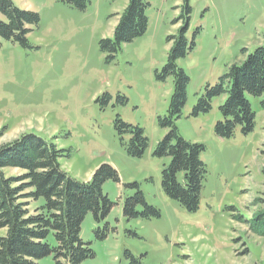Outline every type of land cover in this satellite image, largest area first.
Returning <instances> with one entry per match:
<instances>
[{"label": "rangeland", "instance_id": "obj_1", "mask_svg": "<svg viewBox=\"0 0 264 264\" xmlns=\"http://www.w3.org/2000/svg\"><path fill=\"white\" fill-rule=\"evenodd\" d=\"M12 2L38 14L40 22L28 27V48L0 40V148L34 134L52 140L63 154L61 169L77 181H89L104 164L118 173L119 182L102 184L112 204L108 215L97 221L88 213L81 224L80 238L93 252L84 263L128 264L129 252L140 264H264V225L254 221L264 214V93L246 97L255 114L247 134L236 128L230 138L216 135L226 95L193 114L206 88L264 42V0H144L145 33L112 60L99 43L113 38L128 0H89L85 10L57 0ZM186 2L188 52L177 66L189 82L181 116L172 124L185 140L204 147L200 160L207 173L194 212L162 191V171L171 159L154 154L172 131L162 120L174 79L160 76L167 40L183 25ZM117 118L148 139L141 157L128 155L132 135L115 130ZM4 172L22 174L16 168ZM137 194L144 204L126 216L125 204ZM35 206L29 202L30 210ZM48 241L55 244L52 236ZM38 263L54 261L48 256Z\"/></svg>", "mask_w": 264, "mask_h": 264}, {"label": "trees", "instance_id": "obj_2", "mask_svg": "<svg viewBox=\"0 0 264 264\" xmlns=\"http://www.w3.org/2000/svg\"><path fill=\"white\" fill-rule=\"evenodd\" d=\"M71 8L85 10L89 0H57ZM144 0H128L115 25L113 38L103 39L99 46L112 60L121 46L142 36L147 29ZM183 25L176 36H170L167 62L161 69V79L173 76L174 93L170 100L168 116L162 120L164 127L172 131L160 141L155 150L158 157H170V163L162 171V191L176 200L188 211L198 209L206 166L200 160L202 145L185 140L173 126L179 119L186 103L188 77L177 61L188 52L186 32L191 8L185 3ZM39 15L16 7L12 0H0V40L17 43L28 48V27L37 26ZM1 47V45H0ZM192 49V48H191ZM264 93V42L253 53L248 54L240 65L231 66L226 75L205 94L193 109V114L207 112L214 97L226 95L220 107L222 121L215 126L220 138H230L236 128L242 134L253 130L255 114L247 95L259 97ZM108 100V96L102 97ZM98 101H100L98 99ZM264 107V101L262 102ZM115 130L119 134L129 133L132 138L126 145L128 155L141 157L148 147L143 131L131 127L119 118ZM64 152V151H63ZM62 151L52 140L34 134L22 135L18 140L0 148V264H39L41 259L51 256L54 264H85L93 252L80 238V227L86 215L91 213L99 221L111 210L112 204L102 193V184L107 180L119 182L118 173L112 166L102 165L89 181L80 182L64 172L59 164ZM22 171L17 177H7L4 169ZM140 194V193H139ZM137 194L127 200L124 214L134 216L135 204L142 203ZM43 204L37 206L36 202ZM36 206L29 209V202ZM144 204V202H143ZM157 214L155 211H153ZM256 225H264V214L255 217ZM52 236L54 243L48 239ZM128 264H140V260L127 252Z\"/></svg>", "mask_w": 264, "mask_h": 264}]
</instances>
